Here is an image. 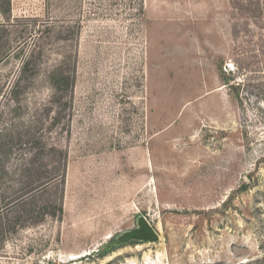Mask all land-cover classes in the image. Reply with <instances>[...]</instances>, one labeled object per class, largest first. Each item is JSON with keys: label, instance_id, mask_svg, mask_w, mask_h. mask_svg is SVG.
Returning a JSON list of instances; mask_svg holds the SVG:
<instances>
[{"label": "rangeland", "instance_id": "1", "mask_svg": "<svg viewBox=\"0 0 264 264\" xmlns=\"http://www.w3.org/2000/svg\"><path fill=\"white\" fill-rule=\"evenodd\" d=\"M19 131L61 176L25 194L33 145L0 154V264H264V0H0Z\"/></svg>", "mask_w": 264, "mask_h": 264}, {"label": "trees", "instance_id": "2", "mask_svg": "<svg viewBox=\"0 0 264 264\" xmlns=\"http://www.w3.org/2000/svg\"><path fill=\"white\" fill-rule=\"evenodd\" d=\"M65 61L66 60H64V63L59 65L56 68V70L53 71L51 74L52 75L51 76L52 86L55 89V93L60 95L59 99L66 97L68 93L70 94V93H73L74 91V77L72 79V75L70 74V72H68L70 71V69L68 68V64ZM17 84H19V81L17 82ZM64 104H67V101H65ZM9 137L10 138L8 142H4L0 144V154H4L6 156V159H8L10 155L13 153V150L15 148L13 143L18 144L19 147L21 148L27 146L30 143L33 145L31 148H29V152H26L25 155L23 156L24 162H22L23 166L21 167L22 174H24L25 175L24 177L28 179L26 183L30 184L29 186H27L28 187L27 189L25 188L26 189L25 194L35 191L39 189L40 187H42L47 181L61 176V173H59L60 171H55V172L51 171L50 172L51 174L50 173L46 174L48 170H45V172L44 170L42 171V168L45 165L42 162H41L42 164L40 163L41 165H39L38 167H34L35 165H37V163L40 160H42V158L44 157V154H46V149L42 145V141L37 138L36 133H32L31 131H28V132L19 131L17 132V138H18L17 140H15L16 136L13 134H10ZM51 149L61 152V150L56 149L54 147H52ZM29 155L31 156L30 158L28 159L25 158ZM0 162H1L0 170L4 171V173L7 174V171H5L6 166H5L4 161L0 160ZM36 168H39V169L36 171ZM36 172H38L37 176H36ZM42 173H45L46 175H50V176H45V178H40L42 177ZM23 203L24 201L22 200V202H20L19 204H23ZM59 209H60V212L63 213L62 206Z\"/></svg>", "mask_w": 264, "mask_h": 264}, {"label": "water", "instance_id": "3", "mask_svg": "<svg viewBox=\"0 0 264 264\" xmlns=\"http://www.w3.org/2000/svg\"><path fill=\"white\" fill-rule=\"evenodd\" d=\"M139 223L141 225L140 227V231L147 237L150 238H156V233L154 231V229L152 228V226L150 225V223L146 220L145 217H141L139 219ZM137 232V231H136ZM134 232V233H136Z\"/></svg>", "mask_w": 264, "mask_h": 264}]
</instances>
